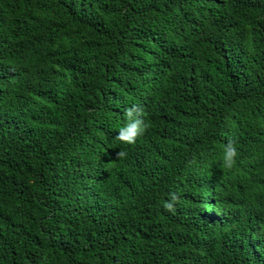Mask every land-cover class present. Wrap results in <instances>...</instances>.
Segmentation results:
<instances>
[{
  "label": "trees",
  "instance_id": "16d2710c",
  "mask_svg": "<svg viewBox=\"0 0 264 264\" xmlns=\"http://www.w3.org/2000/svg\"><path fill=\"white\" fill-rule=\"evenodd\" d=\"M0 264H264V0H0Z\"/></svg>",
  "mask_w": 264,
  "mask_h": 264
},
{
  "label": "clouds",
  "instance_id": "9594fccd",
  "mask_svg": "<svg viewBox=\"0 0 264 264\" xmlns=\"http://www.w3.org/2000/svg\"><path fill=\"white\" fill-rule=\"evenodd\" d=\"M143 112L138 108H132L126 110V120L127 123L119 129L117 139L126 144H134L137 139L142 137L145 132L150 128V122L142 119ZM127 153L121 150L117 153V158H126ZM238 156L237 148L235 144L229 140L228 144L225 146L223 153V167L225 169H232L236 165V158ZM177 201V196L172 195L171 201L164 204L167 211L175 212V202Z\"/></svg>",
  "mask_w": 264,
  "mask_h": 264
}]
</instances>
